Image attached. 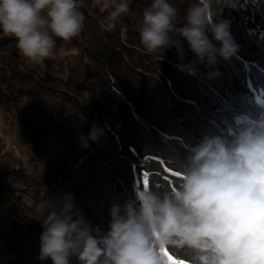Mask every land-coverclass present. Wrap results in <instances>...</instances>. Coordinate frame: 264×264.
<instances>
[{
    "label": "clouds",
    "instance_id": "obj_1",
    "mask_svg": "<svg viewBox=\"0 0 264 264\" xmlns=\"http://www.w3.org/2000/svg\"><path fill=\"white\" fill-rule=\"evenodd\" d=\"M138 1L140 15L133 29L129 22L119 23L132 19L130 0H93L104 9L111 8L96 19V26L105 47L129 63L134 78L143 81L149 76L156 80L154 87L163 84L173 108L164 103L165 94L159 90L169 112L161 121L156 115L157 98L150 97L146 86L133 88L126 80L117 83L121 80L109 74L115 87L104 74L108 90L114 89L117 93H111L127 107L129 121L125 117L119 123L118 136L105 128L104 119H112L106 105V113L95 111V119L93 108L82 101L86 98L75 92L77 86L51 75L50 83L66 88L62 91L69 100L73 98V104L74 96L81 97L75 109L84 114L79 124L89 131L80 138L83 148L74 151L77 139L66 138L63 130L59 134L55 126L59 141L53 145L61 143L71 156L88 160L91 170L85 175L92 177L96 167L82 150L89 140L97 141L118 172L124 164L126 174L117 175L124 182L116 181V185L128 201L111 205L107 223L97 209L98 204L104 206L101 188L93 186L89 177L81 183L85 187L77 185L71 168L60 167L49 150L36 165L50 166L52 161V170L59 172H52L56 177L50 188L54 197L47 206L41 205L46 213L38 236V259L50 264H169L163 252L168 249L175 259L188 264H264V0H190L191 5L187 1L181 5L178 0ZM81 4L82 0H0V39L9 36L1 51L15 42L29 62L53 57L57 38L71 40L85 26ZM238 6L246 12L245 33L235 21ZM226 7V14L218 17ZM226 16L230 20L223 19ZM246 32L255 39L254 45L245 39ZM110 33L120 35V45ZM108 42L115 45L109 48ZM58 51L60 56L67 54L63 48ZM234 69L239 85L230 81ZM45 88L50 85L41 89ZM128 92L146 97L152 107L150 114L142 103L143 115L133 112L131 104L140 106L137 96H132L130 104L118 95H130ZM97 99L102 102L100 93ZM44 103L49 126L52 117L48 110L55 117L47 100ZM38 116L42 121L43 114ZM48 126L44 128L50 133ZM107 136L114 137L110 150ZM143 137L147 149L140 142ZM179 148L180 153L175 151ZM145 173L147 187L143 186ZM66 185L72 192L62 198ZM79 191L82 202L76 203ZM96 198L98 203L93 202ZM18 261L22 264L21 258Z\"/></svg>",
    "mask_w": 264,
    "mask_h": 264
},
{
    "label": "rangeland",
    "instance_id": "obj_2",
    "mask_svg": "<svg viewBox=\"0 0 264 264\" xmlns=\"http://www.w3.org/2000/svg\"><path fill=\"white\" fill-rule=\"evenodd\" d=\"M85 1L90 2L92 0H82V7H87ZM178 1L181 5L186 1L190 3V0ZM99 8L102 11L101 16H106L111 10V8L104 9L102 4H99ZM138 8H141L140 1L130 0L131 12L129 15L132 19L130 18L128 21L124 19L123 22L119 21L120 26L126 25L129 22L134 29L140 15L137 11ZM144 8L145 6L142 7V10ZM188 8L189 6L186 5L185 10ZM237 8L238 11L236 13H238L239 18H235V21L242 25L243 32L245 33L248 28L247 25L243 24L244 13L246 12L240 10V6ZM226 10H228L227 7ZM84 15L88 17L86 13ZM223 19L230 20L227 16ZM91 20L96 23L95 19ZM97 27L101 32L100 27ZM8 37L1 36L0 39V264H20L18 261L20 258L22 264H33L30 261L31 259H29L30 257L27 256L28 253L23 242L28 243L26 247L30 248L29 251L38 254V236L42 231V217L46 213V210L42 209L41 205L47 206L51 201L50 197H54L53 191L51 192L50 188L52 181L56 180V177L53 176L52 172H59L52 170V161L50 166L41 165L42 167L37 166L36 162L41 157L46 158L49 150L58 146L53 145L55 140L57 143L59 141L55 135V126L56 132L59 134H62L63 130L66 138L73 137L66 130V127L71 130V122L67 119H65L66 123L61 121L60 115L55 113L52 102H56V97H59L60 100H57L59 102V109L65 115L66 113L70 114L68 117L72 120H74L75 116L78 122L74 120L76 125H80L79 123H82L84 120V114L79 109H75L77 101H80L79 99L81 97L78 99V97L74 96L73 104V98L69 100V95L67 96L66 92L62 91L64 89L63 86H55L50 83L51 75L54 78L60 77L63 83H72L73 86L76 85L78 89L75 92H79L86 98L82 101L84 104L89 103L93 108V116H95V119L97 117L95 111L98 113H106L104 105L108 107V104L98 101L97 88L108 94H111L114 89L112 91L108 90L109 84H107L106 77L101 67L95 63V61L99 62L102 60L103 55L99 50L95 49V45L91 42L89 36H87L85 26L71 40L63 41L57 38L56 48L58 50L63 48L67 53L66 55L60 56L58 54L59 51L56 49V55L39 63H32L26 60L16 47L15 42L12 47H7L6 51H1V49L5 48L4 43L8 40ZM99 37L102 39L100 33ZM114 45L115 43L108 42L109 48ZM131 54L135 56L136 51H131ZM115 55L118 56L119 53L114 52L112 59L107 60L110 65H114V68L118 64L113 60ZM78 59L85 64V68L87 69L82 80L76 79L74 76L75 72L82 70V68L78 69L73 66V62ZM14 65H16L18 72L17 77L15 73H12V66ZM45 84H49L50 88L41 89L45 87ZM112 84L115 87L117 86V83ZM27 85L30 87H27ZM39 88L40 90L38 91ZM64 91H66V88ZM46 100L48 107L54 113L55 117L54 119L53 114L48 110L49 115L52 117L48 126L50 133L42 127L38 116L43 114L44 117L49 118L45 110L46 106L44 102ZM60 104L64 109L60 108ZM82 110L84 113L87 112L84 105ZM72 114L73 116H71ZM92 127L93 124L91 123ZM99 138L104 139L103 135ZM111 139L114 142V137ZM72 140L74 139L72 138ZM79 145V141L78 143H74L72 149L79 151L83 148L81 146L80 148ZM103 145L104 147L106 146L105 143ZM64 149L67 150L65 147ZM75 159L81 166L80 171L84 175L91 170L88 160L83 159L80 155L77 158L75 157ZM49 171L51 174H49ZM49 176L50 178H48ZM74 182L77 184L75 179ZM85 186L86 183L81 185V187ZM47 192L48 194L45 195ZM122 199L124 200V198ZM93 202L98 203L97 198L93 199ZM101 202L103 203V201ZM14 241L18 243V248L17 243ZM45 262L46 264H50V261Z\"/></svg>",
    "mask_w": 264,
    "mask_h": 264
},
{
    "label": "bare ground",
    "instance_id": "obj_3",
    "mask_svg": "<svg viewBox=\"0 0 264 264\" xmlns=\"http://www.w3.org/2000/svg\"><path fill=\"white\" fill-rule=\"evenodd\" d=\"M85 5L87 7L81 6L83 13L85 12L89 18L95 19V21H96V19L99 18L102 14V11H100V8H99V4H95L92 0L90 2L85 1ZM225 11H226V8H223V10L221 11V13L219 14L218 17L224 16L226 14ZM84 17H85L84 25L86 28L87 36H89L91 42L95 45V49L99 50L103 54L104 60H101L99 62L95 61L96 65H99L101 67L103 74L107 75L110 82H112V80H111L109 74L111 75V77L116 78V79L119 78L121 80V82H117V83H123V81L126 80L133 88L146 86L148 89V93H149L150 97L152 99L157 98L158 114H156V115L160 117L161 121H165L166 115L169 112L163 106V99L160 96L159 90L163 91L165 94L164 103L169 108H173V105L171 103L170 95L167 93V91L164 89V87L162 85L160 87L158 85H156V87H154L153 85L156 84V80L152 77H149V76H145L143 81L137 80L133 76L132 67L129 65V63L124 61V60L118 59L116 56H114L113 60L115 63L116 62L118 63L117 66L114 68V65H111V69H109L108 63L106 61L112 59L114 52L111 50L109 51L105 47L103 40L99 37L98 27L93 22V20L89 19L86 15H84ZM110 36L115 37V39H116L115 43L117 45L121 44L122 40H121L120 35L110 33ZM245 39L251 45L255 44V39L248 32H246V34H245ZM146 58H148L152 62L153 65H155L156 67H159L157 64V61H155L153 58H149V57H146ZM73 66L77 67L78 69L82 68V70H78L74 74L76 79L82 80L85 76L86 71H87V69L85 68V64L83 62H80L78 59L75 62H73ZM235 74H236V70L234 69L231 72L230 81H232L235 85H239L240 80L237 79ZM106 80H107V78H106ZM190 85H191L190 83H186V86H190ZM118 86L122 87L121 85H118ZM27 87H30V86L27 85ZM203 90L209 92V90H207L206 88H203ZM114 92L117 93L116 91H114ZM97 93H100V100L102 102L108 104L107 110H108V112H110V114L112 116V119L110 121H107L104 119L105 128L113 131L115 134H117L119 136L120 135L119 123H123L125 117L129 121V116L127 114V107L122 105L119 102L118 97L112 93L111 94L103 93V92H101L100 89H97ZM128 94H130V95H127V96H124L122 94H118V95L120 97H122L123 99L129 101L130 104H131L132 96H137V99L140 103V106L135 108L131 104L130 105L131 110L133 112H135L136 114L143 115V111L141 110V103H142L145 106V113L150 114V112L152 111V107H151V104L146 97L141 96V95L134 93V92H128ZM57 100H60V98L56 97V102L55 101L52 102V105H54L55 113L60 115V119L63 123H66L65 119H67L68 121L71 122V130L67 129V127H66V130H68V132H70L71 136H73V138L77 139L78 141H80V138L82 136L87 137L89 131L86 129L85 125L84 124L76 125L75 121L68 117V116H70L69 114H67V113H66V115L63 114V112L59 109V102ZM40 124H42L43 128L48 126L47 118L44 117L43 120L40 122ZM52 125H53V123H52ZM107 137L109 139V150H110V146L113 145V141L109 136H107ZM128 138H130V139L132 138L130 134H128ZM164 141H166V140L164 139ZM140 142L145 149L148 148L149 145L147 144L144 137L142 139H140ZM174 143L180 144L181 140H175ZM88 144H89V146L82 150V154H84L88 159H90L96 167V172L94 173V175L92 177H89L88 175H84L80 171L81 166L79 165L78 161L75 159V155L71 156L70 154H68L65 151L63 144L60 143V144H58L57 147L51 149L50 155L53 159H55L57 162L62 164V166H60V167L63 168L64 166H69V168H71L72 178H74L77 181V185H81L82 181H84L85 179H87L89 177L90 178L89 182L93 186H96L97 188H101V192L104 195V206H100L98 204L97 209L101 213L102 218L106 219L107 223H109V219H110L109 209H110L111 205L113 203L122 204L125 201H128V196L126 194V195H124V200L122 199L121 189L119 187H117L116 181L119 183L124 182V181H120L117 178L118 171L116 170L115 165L109 160V157L103 153V147L100 144H98L97 141L92 142L89 140ZM175 151L180 153L182 150L179 148ZM145 152H147V151H145ZM173 155H175V153ZM120 168H121L120 172L125 175L126 169L124 167V164H121ZM71 192H72L71 186L66 185L65 190L62 191V194H61L62 198H64L67 194H71ZM78 194L80 195V198H78V199L76 198V199H74V201H76V203H81L82 202L81 191H79ZM116 196H117V198L114 200L113 197H116ZM23 243L25 244L24 246H25L27 253H28L31 261L33 262V264H46L45 261L42 262L38 259L37 253L29 251L30 248L26 247V245L28 244L27 242H23Z\"/></svg>",
    "mask_w": 264,
    "mask_h": 264
},
{
    "label": "snow or ice",
    "instance_id": "obj_4",
    "mask_svg": "<svg viewBox=\"0 0 264 264\" xmlns=\"http://www.w3.org/2000/svg\"><path fill=\"white\" fill-rule=\"evenodd\" d=\"M176 175H182L180 172H176ZM143 186L147 187L149 186V180H148V174L145 173L143 176ZM164 254L167 255L169 257V264H188V261L186 260H179V259H175L168 251V249H164L163 250Z\"/></svg>",
    "mask_w": 264,
    "mask_h": 264
},
{
    "label": "flooded vegetation",
    "instance_id": "obj_5",
    "mask_svg": "<svg viewBox=\"0 0 264 264\" xmlns=\"http://www.w3.org/2000/svg\"><path fill=\"white\" fill-rule=\"evenodd\" d=\"M13 72L15 73L17 71L16 65L12 66ZM42 140V139H41Z\"/></svg>",
    "mask_w": 264,
    "mask_h": 264
}]
</instances>
